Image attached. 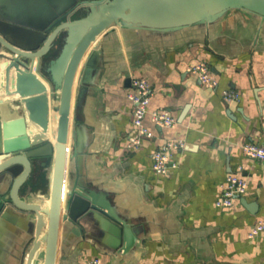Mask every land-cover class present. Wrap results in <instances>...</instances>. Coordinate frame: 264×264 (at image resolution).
Here are the masks:
<instances>
[{"label": "crops", "instance_id": "0c3cea01", "mask_svg": "<svg viewBox=\"0 0 264 264\" xmlns=\"http://www.w3.org/2000/svg\"><path fill=\"white\" fill-rule=\"evenodd\" d=\"M0 34L27 50L46 36L3 22ZM95 45L97 71L78 109L88 136L82 175L87 188L105 192L130 219L137 239L124 253L120 234L98 214L87 213L78 224L64 219V194L73 173L66 156H58L55 176L64 178V185L56 213L44 217L42 236L50 231L52 236L42 242L35 264H88L92 259L101 264H264V232L248 237L251 227L264 221V163L242 150L264 139V21L231 10L211 25L165 36L109 29ZM198 62L216 78L215 89L186 72ZM36 64L30 63L33 73ZM133 79H145L152 89L147 111L166 110L176 124L159 128L147 115L143 124L151 137L128 148V137L136 132L128 99ZM226 89L237 91L239 100L225 103L221 92ZM2 92L0 71V102H8ZM48 122L53 129L51 111ZM1 123L0 115V152ZM166 140H183L184 146L174 155L177 168L162 176L151 171V156ZM29 154L31 171L18 196L50 207L48 150L37 145ZM21 170L13 166L0 174V196ZM229 174L246 180V192L231 208H217L220 185ZM35 222L33 214L6 207L0 215V264H26Z\"/></svg>", "mask_w": 264, "mask_h": 264}, {"label": "water", "instance_id": "95a60500", "mask_svg": "<svg viewBox=\"0 0 264 264\" xmlns=\"http://www.w3.org/2000/svg\"><path fill=\"white\" fill-rule=\"evenodd\" d=\"M231 10L264 21V0H0V22L46 34L41 45L32 50L12 44L0 34V48L7 52H0L2 93L10 99L0 102V174H8L13 166L22 167L7 194L0 196V215L11 206L36 218L26 264H35L42 242L52 236V231L42 236L44 217L57 211L64 178L55 176V169L57 159L64 155L73 173L64 194V219L78 224L85 214H98L118 231L124 253L137 239L130 219L116 210L105 192L87 188L82 175L88 136L78 109L97 71L98 37L113 28L165 36L188 27L211 25ZM32 61L37 63L34 73ZM50 111L53 129L48 122ZM37 145H45L49 156L51 205L45 208L18 196L31 171L29 153ZM78 201L81 205L74 210ZM241 202L247 207L243 199Z\"/></svg>", "mask_w": 264, "mask_h": 264}, {"label": "built area", "instance_id": "2783aa9c", "mask_svg": "<svg viewBox=\"0 0 264 264\" xmlns=\"http://www.w3.org/2000/svg\"><path fill=\"white\" fill-rule=\"evenodd\" d=\"M186 72L194 75L197 80L208 89H215L218 85L216 78L210 72L209 67L204 62H198L187 66ZM152 89L145 79H133L130 82V91L128 99L131 102L132 124L136 132L128 137V148H136L142 140L149 139L151 133L144 126V118L148 115L151 123L159 128H173L176 124L174 118L166 110L157 109L148 112L147 107L152 97ZM221 99L231 104L239 100V93L232 89H226L221 92ZM183 140H166L151 156V171L157 175H168L170 171L177 168V162L174 155L182 150ZM243 154L251 159L264 163V139L257 144L246 143L242 147ZM221 186V192L215 201L217 208H231L234 200L245 194L247 189L246 180L238 174H229L225 177ZM264 232V221H257L248 233L249 238H254ZM88 264H101L100 260L92 259Z\"/></svg>", "mask_w": 264, "mask_h": 264}]
</instances>
